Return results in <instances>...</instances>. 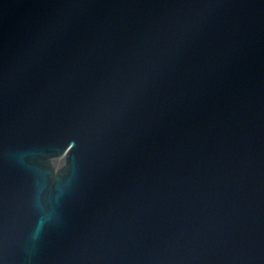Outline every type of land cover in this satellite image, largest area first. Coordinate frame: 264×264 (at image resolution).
Returning a JSON list of instances; mask_svg holds the SVG:
<instances>
[{"label":"water","instance_id":"95a60500","mask_svg":"<svg viewBox=\"0 0 264 264\" xmlns=\"http://www.w3.org/2000/svg\"><path fill=\"white\" fill-rule=\"evenodd\" d=\"M0 264H264V0H0Z\"/></svg>","mask_w":264,"mask_h":264}]
</instances>
